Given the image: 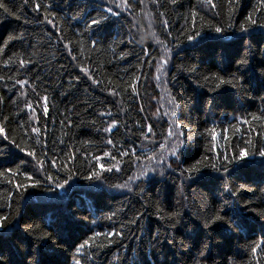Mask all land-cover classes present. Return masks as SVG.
Wrapping results in <instances>:
<instances>
[{
  "label": "trees",
  "instance_id": "obj_1",
  "mask_svg": "<svg viewBox=\"0 0 264 264\" xmlns=\"http://www.w3.org/2000/svg\"><path fill=\"white\" fill-rule=\"evenodd\" d=\"M0 2L9 9H0L4 264H264L260 0H128L124 10L120 0ZM105 15L106 24L89 26ZM232 77L235 87L219 84ZM178 139L177 156L167 155ZM241 149L249 155L227 163L232 171L212 169ZM145 169L155 170L136 179ZM214 214L233 228L206 226Z\"/></svg>",
  "mask_w": 264,
  "mask_h": 264
},
{
  "label": "snow or ice",
  "instance_id": "obj_2",
  "mask_svg": "<svg viewBox=\"0 0 264 264\" xmlns=\"http://www.w3.org/2000/svg\"><path fill=\"white\" fill-rule=\"evenodd\" d=\"M140 2L143 3V0H140ZM153 2H158V0H153ZM173 2H175V0H173ZM209 2H210V0H209ZM229 4L230 5L232 4V0H229ZM212 6L214 7L215 5H212ZM260 6L261 7H264V0H260ZM116 7L117 8H120V9H125V8H131L132 5L129 4L128 0H120V2L116 4ZM0 9H3L5 12H8L9 11V9L6 6V4L5 3H2V2H0ZM107 12L112 13L113 15H119L118 12H113V10H112L111 7H109L107 9ZM149 15H150V13H149ZM107 19H108V17L106 15L105 16H100L98 18H93V19H91V22H90V25L89 26L90 27L91 26H97L98 27V26L104 24L107 21ZM248 19H249V22L251 24H253V25L256 24V20L252 19L251 17H249ZM162 23L166 24L167 21H163ZM261 27H264V25H261ZM241 30L242 31H245V32L248 31V29L247 28H244L243 26H241ZM214 31L216 33H221V32L224 31V29L221 28V27H215L214 28ZM149 35L151 37H155L156 36L155 32L149 33ZM198 35H199V32H195L193 35L189 36L188 39L189 40L195 39L196 36H198ZM142 39H143V37H142ZM157 42L158 43H161L158 39H157ZM93 46H95V42H93ZM21 63L23 64L24 62L21 61ZM237 63L238 64H245V63H247V60L246 59H242V60L238 61ZM163 64H167V59H164L163 60ZM157 70L159 71L160 69L158 68ZM262 74H264V73H262ZM157 79H159V77H157ZM236 79H237L236 77H232V78H230L228 80H225V79L221 78V79H219V84H221V85H223V84H229V85H232L233 87H235L234 81H236ZM133 90L135 91V88ZM44 99L46 100L47 98L45 97ZM171 103H173V105H175V99L174 98H172ZM29 107H31V106L29 105ZM44 112L47 113V106L46 105L44 107ZM174 116H175V111L173 110L172 111V117H174ZM253 119H258V117H253ZM176 128H177V132L175 133V135L177 137H182L183 136V132L182 131H179L180 125L179 124H176ZM105 130L106 131H111L110 128L109 129H105ZM3 131H4V129L3 128H0V133H2ZM32 131L39 134L40 129L33 128ZM148 131L149 132L152 131L151 126H148ZM168 135L169 136H173L174 135V133L172 132L171 129L169 130ZM4 138L7 139V136H5ZM146 138H147V136H146ZM37 143H39V141H37ZM108 143L111 144L112 141L109 140ZM183 144H184V141L178 139V142L172 146V148H171L170 152L168 153V155L177 156V153H178L179 149L181 147H183ZM21 151H23V149H21ZM124 154L125 155H128L129 153H124ZM258 154H259L260 157H264V149L259 150ZM28 155L35 156V152L34 151L33 152H29ZM106 155H108V154L106 153ZM248 155H249L248 152H246L244 149H241L240 152H239V154L236 155V156H233L231 159H229L227 156L224 157V161H222V164H224V167L222 169L221 168H217L216 165H212L211 167H212V169L214 171H217V172L223 171L224 173H229L230 170L227 167V163H239L241 160H244ZM251 155H256V153H251ZM158 163H161V164L164 163V158H161L158 161ZM101 167H103V166L101 165ZM168 167H171V164H169ZM112 170H113L112 168H108L107 169V171H112ZM154 170L155 169H145V170H142V171H140L139 175L137 177H135V178L136 179H139L140 177L147 176L148 175V171H154ZM11 171H12L11 169H7L6 170V173L7 172H11ZM197 171H199V169H197ZM15 174L16 173H14V175ZM161 174H163V173H161ZM92 175L93 176H98V173L93 172ZM189 178H191V177H189ZM26 179L31 180L32 178L31 177H26ZM48 179L51 180L52 177H48ZM130 179H132V178L130 177ZM208 179H210V180L223 179V177H208ZM9 182H11V181H9ZM39 183H40L39 181H36L31 186L32 187H36V186L39 185ZM127 186L128 185L125 184V185H121L120 187H127ZM16 187L18 189H27V187H29V185L28 184H17ZM57 187H61L62 188L63 185L58 184ZM229 191H230V193H231L232 196H236L238 194L237 191H231V189H229ZM6 220H7V217L0 216V228H4L5 227V223L4 222ZM217 222H220V226L227 225V227H228L229 230H231L233 228V222L230 221V220H228V219H226L225 216H222V215H219V214H214L212 217L208 218V220L206 222V226H210L212 224H217ZM236 227L238 228L239 225H236ZM44 238L47 239L48 238L47 235ZM84 247H85V245H83V244L80 245V247L77 249V252H79L80 249H82ZM257 247H259V245H257ZM252 251L255 252L256 251V247H253ZM0 264H4V261H3V258L2 257H0ZM75 264H80V261L77 260L75 262Z\"/></svg>",
  "mask_w": 264,
  "mask_h": 264
},
{
  "label": "bare ground",
  "instance_id": "obj_3",
  "mask_svg": "<svg viewBox=\"0 0 264 264\" xmlns=\"http://www.w3.org/2000/svg\"><path fill=\"white\" fill-rule=\"evenodd\" d=\"M100 1H101V0H100ZM102 1H104V0H102ZM117 2H118V1H117ZM114 3H115V1H114ZM144 4H145V3H144ZM115 5H116V4H115ZM146 8H147V7H146ZM114 9H116V8H114ZM118 10H119V9H118ZM123 10H124V9H123ZM126 10H127V9H126ZM131 10H132V9H131ZM146 11H147V10H146ZM146 11H145V12H146ZM143 12H144V11H143ZM6 13H7V12H6ZM121 13H122V12H121ZM124 13H125V12H124ZM124 13H123V14H124ZM126 13H127V12H126ZM132 13H133V12H132ZM133 14H134V13H133ZM150 14H151V13H150ZM113 16H114V15H113ZM128 16H129V15H128ZM149 16H150V15H149ZM130 17H131V16H130ZM150 17H151V16H150ZM118 18H119V17H118ZM144 18H145V17H144ZM116 19H117V18H116ZM135 19H136V18H135ZM135 19H134V20H135ZM153 19H154V18H153ZM119 20H121V19H119ZM119 20L117 19V21H119ZM148 20H149V19H148ZM148 20H147V21H148ZM51 21H52V20H51ZM114 21H115V20H114ZM121 21H122V20H121ZM155 21H156V20H155ZM115 22H116V21H115ZM151 23H152V22H151ZM153 23H154V22H153ZM105 24H106V23H105ZM134 24H135V23H134ZM137 24H138V23H137ZM50 25H51V24H50ZM146 25H147V23H146ZM127 26H128V25H127ZM153 26H154V25H153ZM153 26H152V29H154ZM142 27H143V26H142ZM148 29H149V26H148ZM142 30H143V29H142ZM60 31H61V30H60ZM65 31H66V30H65ZM143 31H144V30H143ZM143 31H142V32H143ZM140 32H141V31H140ZM57 33H58V32H57ZM64 33H65V32H64ZM103 34H104V33H103ZM137 34H138V32H137ZM137 34H136V35H137ZM142 34H143V33H142ZM58 36H59V35H58ZM146 36H147V35H146ZM167 36H168V35H167ZM147 37H148V36H147ZM209 38H210V37H209ZM156 39H157V38H156ZM55 40H56V39H55ZM161 40H162V39H161ZM152 41H153V40H152ZM156 41H157V40H156ZM162 41H163V40H162ZM150 42H151V40H150ZM154 42H155V41H154ZM201 42H202V41H201ZM56 44H57V43H56ZM65 44H66V43H65ZM153 44H154V43H153ZM70 46H71V45H70ZM157 46H158V45H157ZM157 46H156V47H157ZM164 46H165V45H164ZM82 47H83V46H82ZM161 48H163V47H161ZM161 48H160V49H161ZM183 48H184V47H183ZM177 49H178V48H177ZM165 53H166V52H165ZM160 55H162V54H160ZM162 58H164V57H162ZM154 59L156 60L155 57H154ZM172 60H173V59H172ZM156 62H158V61H156ZM144 64H145V63H144ZM152 64H153V63H152ZM152 64H151V65H152ZM172 65H173V64H172ZM151 67H153V66H151ZM152 72H154V71H152ZM158 72H159V71H158ZM156 73H157V72H156ZM147 74H148V73H147ZM147 74H146V75H147ZM155 75H156V74H155ZM141 76H142V75H141ZM147 76H148V75H147ZM144 80H145V79H144ZM152 81H153V80H152ZM152 81H151V82H152ZM160 81H162V80H160ZM144 82H145V81H144ZM154 83H155V82H154ZM145 84H146V83H145ZM159 84H160V83H159ZM165 86H166V85H165ZM165 88H166V87H165ZM98 89H99V88H98ZM161 90H162V89H161ZM161 90H160V91H161ZM158 91H159V88H158ZM166 91H167V90H166ZM164 92H165V90H164ZM160 93H161V92H160ZM170 93H172V92H170ZM111 95H112V93H111ZM113 95H114V94H113ZM170 95H171V94H170ZM172 95H173V94H172ZM108 96H109V94H108ZM116 96H117V95H116ZM116 96H115V97H116ZM162 96H163V95H162ZM145 97H146V96H145ZM145 97H144V98H145ZM156 97H158V96H156ZM111 98H113V97H111ZM116 98H117V97H116ZM113 99H115V98H113ZM166 99H167V98H166ZM168 99H169V98H168ZM115 100H116V99H115ZM146 100H147V99H146ZM152 100H154V99L152 98ZM169 100H170V99H169ZM121 101H122V100H121ZM161 101H162V100H161ZM164 101H165V100H164ZM157 102H158V101H157ZM167 102H168V101H167ZM116 103H118V102H116ZM156 104H157V103H156ZM158 104H159V103H158ZM164 104H165V103H164ZM120 106H121V105H120ZM174 106H175V105H174ZM171 108H172V107H171ZM177 108H178V107H177ZM162 109H163V108H162ZM173 109H174V108H173ZM118 110H119V109H118ZM123 110H125V108H124ZM174 110H175V109H174ZM147 111H148V110H147ZM163 111H164V110H162V112H163ZM171 111H172V109H171ZM125 112H126V111H125ZM177 113H178V112H177ZM99 114L101 115L102 113H99ZM103 114H104V113H103ZM110 114H111V113H110ZM154 114H155V113H154ZM164 114H166V113H164ZM112 115H113V114H112ZM121 115H122V114H121ZM162 115H163V114H162ZM167 115H168V114H167ZM165 116H166V115H165ZM170 116H171V114H170ZM170 116H169V117H170ZM150 117H151V116H150ZM162 117H163V116H162ZM177 117H178V115H177ZM160 118H161V117H160ZM160 118H159V119H160ZM167 120H168V119H167ZM177 120H178V119H177ZM125 121H126V120H125ZM158 121H159V120H158ZM168 121H169V120H168ZM174 121H175V120H174ZM34 123H35V122H34ZM125 123H126V122H125ZM175 123H176V121L174 122V124H175ZM106 124H107V123H106ZM112 125H113V124H112ZM116 125H117V124H116ZM31 126H32V125H31ZM106 126H107V125H106ZM110 126H111V124H110ZM129 126H130V124H129ZM248 126H249V125H248ZM103 127H104V126H103ZM111 127H112V126H111ZM116 127H117V126H116ZM98 129H99V128H98ZM104 129H105V128H104ZM104 131H105V130H104ZM168 131H169V130H168ZM168 131H166V132H168ZM109 132H110V131H109ZM129 132H130V131H129ZM130 134H132V133L130 132ZM152 134H153V132H152ZM2 135H3V134H2ZM4 135H5V134H4ZM167 135H168V133H167ZM144 136H145V135H144ZM168 136H169V135H168ZM175 136H176V135H175ZM38 137H39V136H38ZM106 137H107V136H106ZM184 137H185V136H184ZM4 139H5V138H4ZM166 139H167V138H166ZM153 140H155V139L153 138ZM174 140H175V139H174ZM4 141H5V140H4ZM36 141H38V140H36ZM142 141H143V140H142ZM144 141H146V140H144ZM147 141H148V139H147ZM172 141H173V140H172ZM172 141H171V142H172ZM176 141H178V140H176ZM9 143H10V142H9ZM101 143H102V142H101ZM143 143H144V142H143ZM149 143H150V142H149ZM97 144H98V143H97ZM113 144H114V143H113ZM113 144H112V145H113ZM169 144H170V142H169ZM174 144H175V143H174ZM174 144H173V145H174ZM107 145H109V144H107ZM138 145H139V144H138ZM138 145H137V146H138ZM150 145H151V144H150ZM146 146H147V145H146ZM138 147H139V146H138ZM111 149H112V148H111ZM78 150H79V149H78ZM96 150H97V149H96ZM96 150H95V151H96ZM103 150H104V149H103ZM79 151H81V150H79ZM124 151H125V149H124ZM160 151H161V150H160ZM255 151H256V150H255ZM15 152H18V151H15ZM84 152H85V151H84ZM105 152H107V151H105ZM21 153H22V152H21ZM94 153H95V152H94ZM109 153L112 154V152H109ZM25 154H26V153H25ZM84 154H85V153H84ZM27 155H28V154H27ZM27 155H25V156H27ZM95 155H96V154H95ZM154 155H156V154L154 153ZM167 155H168V154H167ZM110 156H111V155H110ZM124 156H125V155H124ZM128 156H129V155H128ZM232 156H233V155H232ZM83 157H85V156H83ZM104 157H105V156H104ZM152 157H153V156H152ZM152 157H151V159H153ZM175 157H176V156H175ZM180 157H181V156H180ZM113 158H114V157H113ZM135 158H137V157H135ZM84 159H85V158H84ZM91 159H92V158H91ZM100 159H101V158H100ZM30 160H31V159H30ZM30 160H29L28 162H30ZM34 160H35V159H34ZM89 160H90V159H89ZM98 160H99V159H98ZM116 160H117V159H116ZM135 160H137V159H135ZM31 161H32V160H31ZM38 161H39V160H38ZM100 161H101V160H100ZM149 161H151V160L149 159ZM88 162H89V161H88ZM98 162H99V161H98ZM114 162H116V161H114ZM117 162H118V161H117ZM131 162H132V161H131ZM141 162H142V161H141ZM144 162H146V160H144ZM247 162H248V161H247ZM73 163H74V162H73ZM118 163H119V162H118ZM122 163H123V162H122ZM165 163H166V162H165ZM242 163H243V162H242ZM249 163H250V162H249ZM113 164H114V163H113ZM113 164L111 163V165H113ZM156 164H158V163H156ZM25 165H26V164H25ZM36 165H38V163H37ZM41 165H42V164H41ZM98 165H99V163H98ZM111 165H110V166H111ZM116 165H117V164H116ZM134 165H135V164H134ZM167 165H169V164L167 163ZM123 166H124V164H123ZM123 166H122V167H123ZM139 166H140V165H139ZM157 166H158V165H157ZM174 166H175V165H174ZM30 167H31V166H30ZM114 167H115V166H114ZM114 167H113V168H114ZM137 167H138V166H137ZM137 167H136V168H137ZM237 167H238V165H237ZM36 168H37V167H36ZM99 168H101V167H99ZM107 168H109V167H106V172H107ZM115 168H116V167H115ZM168 168H169V167H168ZM233 168H234V167H233ZM235 168H236V166H235ZM43 169H44V168H43ZM160 169H161V167H160ZM31 170H32V169H31ZM36 170H38V168H37ZM36 170H35V171H36ZM139 170H140V169H139ZM156 170L158 171V169H156ZM167 170H168V169H167ZM169 170H170V169H169ZM230 170L232 171V169H230ZM234 170H235V169H234ZM104 172H105V171H104ZM110 172H111V171H110ZM34 173H35V172H34ZM111 173H112V172H111ZM222 173H223V172H222ZM40 174H41V173H40ZM151 174H152V173H151ZM224 174H225V173H224ZM36 175H37V174H36ZM98 175H99V174H98ZM115 175H116V174H115ZM148 175H149V174H148ZM73 176H74V175H73ZM43 177H44V176H43ZM79 177H80V175H79ZM226 177H227V175H226ZM41 178H42V177H41ZM89 178H90V177H89ZM151 178H152V177H150V179H151ZM195 178H196V177H195ZM79 179H80V178H79ZM79 179H78V180H79ZM98 179H99V178H98ZM144 179H145V178H144ZM51 180H52V179H51ZM76 180H77V179H76ZM64 181H65V180H64ZM73 181H75V180L73 179ZM99 181H100V180H99ZM140 181H141V180H140ZM54 182H55V181H54ZM69 182H70V181H68V183H69ZM97 182H98V181H97ZM143 182H144V181H143ZM59 183L61 184V182H59ZM75 183H76V182H75ZM84 183H85V182H84ZM147 183H148V182H147ZM62 184H63V183H62ZM72 184H73V183H72ZM97 184H98V183H97ZM104 184H105V183H104ZM65 185H67V184H65ZM95 185H96V184H95ZM121 185H124V184H121ZM121 185H120V186H121ZM143 185H144V184H143ZM69 186H70V184H69ZM107 186H108V185H107ZM116 186H118V185H116ZM135 186H136V184H135ZM144 186H146V185H144ZM66 187H67V186H66ZM66 187H65V188H66ZM97 187H98V186H97ZM109 187H110V186H109ZM70 188H72V187H70ZM80 188H81V187H80ZM82 188H83V187H82ZM84 189H85V188H84ZM98 189H99V188H98ZM98 189H97V190H98ZM104 189H105V188H104ZM114 189H115V188H114ZM124 189H125V188H124ZM133 189H134V187H133ZM32 190H33V189H32ZM110 190H111V189H110ZM122 190H123V189H122ZM25 191H26V190H25ZM29 191H30V190H29ZM112 191H113V190H112ZM132 191H133V190H132ZM116 192H117V191H116ZM120 192H121V191H120ZM30 193H31V192H29V194H30ZM35 193H36V192H35ZM45 193H47V192H45ZM132 193H133V192H132ZM27 194H28V193H27ZM38 194H39V193H38ZM38 194H36V195H38ZM43 194H44V193H43ZM49 194H50V193H49ZM49 194H48V195H49ZM129 194L131 195L130 192H129ZM44 195H45V194H44ZM136 195H137V194H136ZM45 196H46V195H45ZM50 196H51V195H50ZM32 197H33V196H32ZM54 197H56V196H54ZM57 197H58V196H57ZM57 197H56V198H57ZM30 198H31V197H30ZM43 198H44V197H43ZM59 198H60V197H59ZM61 198H62V197H61ZM32 199H33V198H32ZM32 199H31V200H32ZM62 200H63V199H62ZM62 200H61V201H62ZM64 200H65V199H64ZM44 201H45V200H44ZM52 201H53V200H52ZM42 202H43V201H42ZM54 202H55V201H54ZM50 203H51V202H50ZM24 204H26V203H24ZM24 206H25V205H24ZM21 208H22V207H21ZM63 208H64V207H63ZM22 210H23V209H22ZM22 210H21V211H22ZM69 211H70V210H69ZM66 212H67V211H66ZM25 213H26V212H25ZM67 214H68V213H67ZM17 216H18V215H17ZM114 216H115V215H114ZM156 216H157V215H156ZM158 218H159V217H158ZM16 220H17V219H16ZM158 220H159V219H158ZM116 222H117V221H116ZM102 224H103V223H102ZM92 227H93V226H92ZM12 228H13V227H12ZM140 238H141V237H140ZM101 249H102V248H101ZM92 251H93V250H92Z\"/></svg>",
  "mask_w": 264,
  "mask_h": 264
}]
</instances>
